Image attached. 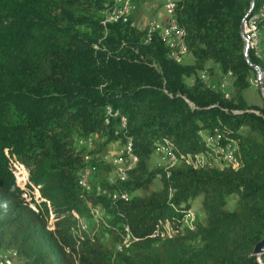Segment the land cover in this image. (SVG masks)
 <instances>
[{
    "label": "trees",
    "instance_id": "obj_1",
    "mask_svg": "<svg viewBox=\"0 0 264 264\" xmlns=\"http://www.w3.org/2000/svg\"><path fill=\"white\" fill-rule=\"evenodd\" d=\"M114 1L0 0V251H14V264H264L253 253L264 240V98H246L251 64L264 73V0L176 1L192 63L172 58L134 12L104 23ZM250 19L247 58L241 25ZM216 68L231 94L201 77ZM116 142L131 144L136 165L126 180L102 181L113 165L97 154ZM227 143L236 161L226 164ZM160 146L174 165H154ZM201 195L205 216L190 217V228L182 220Z\"/></svg>",
    "mask_w": 264,
    "mask_h": 264
},
{
    "label": "rangeland",
    "instance_id": "obj_2",
    "mask_svg": "<svg viewBox=\"0 0 264 264\" xmlns=\"http://www.w3.org/2000/svg\"><path fill=\"white\" fill-rule=\"evenodd\" d=\"M117 6L121 5V2H123L124 4H129L132 6V11L129 14V16L133 13L134 14V18H135V23L139 28H149V29H155V26H160L161 24L165 23L166 21V17L165 14L166 12L164 11V4H167L164 0H146L145 2H143L141 5L139 6H134V4H132V0H117ZM128 16V17H129ZM127 17V18H128ZM126 18V19H127ZM255 20V18H253ZM255 21L253 23V20L250 19L248 20H244V31L242 32L243 38L245 40V44H249L251 45V39H253V37L255 36ZM173 50L176 49V47H172ZM188 54V53H187ZM186 51H184L183 53H180V56H182L180 58V62H185V63H192L193 62V57L191 55H187ZM213 65H209V67H212ZM201 77L203 78V80L208 83L209 85H212L213 87L216 86L218 83H221V88L223 89V92H225V94H231L232 93V88H231V79L229 77V75H225L221 72V70L219 68H216V70L210 74L209 71H204L200 73ZM263 79L264 76L262 77V80H258V76L257 73L253 74L252 78H251V87L247 90L246 92V98L248 100L249 103L251 104H261L262 99L264 98L262 90H261V84L263 83ZM94 137V136H93ZM82 145L84 146H90L88 145V143L86 141H84V143H82ZM100 147H102L101 145H99ZM127 146L128 145H122L121 146V154L122 156L125 158V160H127V164L123 165V169H116L117 167V152L120 148V145H118L117 143H112L109 144L107 146V151H106V155L103 152V147L101 148L100 152L97 154V156L101 159V157L103 158H108V162H106L109 165H113L112 166V171L106 172L105 170H101L99 177L103 179L105 178H113V177H120L119 172L121 170H125L128 168L129 166V162H128V150H127ZM159 156H162V159L159 160ZM209 156L208 155H198L197 161H201L199 163L202 162H209ZM182 162V161H181ZM153 163L154 165H158V166H162V167H167L168 161L167 159L160 154H157L155 152V156L153 157ZM180 163V161L178 162ZM115 169H116V173H115ZM161 183L160 180L157 178L155 179L152 184H151V188L153 189H158L160 188ZM144 191L141 190L138 193L142 194ZM35 197V196H34ZM38 202H36L35 198H32V202H34L36 205H38L39 203L41 204V202L45 201L43 199V197H41L40 195L36 196ZM202 195L199 196L194 202H193V206H192V210H191V215H189L187 217V219H189L190 217L195 218L196 216L203 218L205 216V213L203 212L202 208H201V200H202ZM237 202H238V197L237 196H232L229 201L228 204L226 206L227 209L229 210H234L237 207ZM89 206L90 208V213L93 216V221L98 224L100 226V224L104 223L105 224V218L103 215L104 210H100V213L98 212V214L95 213L96 208L99 206H92L91 203L89 202ZM105 213V212H104ZM194 214V215H193ZM192 221V220H191ZM51 222H54V219H51ZM172 222V221H171ZM173 223V222H172ZM191 222L189 220H187V223H185L186 225L190 224ZM86 227H88V221H86V219L84 220V225L82 224V229H86ZM258 257V260L261 261V255L262 254H256Z\"/></svg>",
    "mask_w": 264,
    "mask_h": 264
},
{
    "label": "bare ground",
    "instance_id": "obj_3",
    "mask_svg": "<svg viewBox=\"0 0 264 264\" xmlns=\"http://www.w3.org/2000/svg\"><path fill=\"white\" fill-rule=\"evenodd\" d=\"M166 3H167V0H164ZM175 3H176V1H173V16H174V10H175ZM124 6V8L126 9L125 10V17L127 18L128 16H129V14L131 13V11H132V6L131 5H129V4H124L123 5ZM121 9V5L120 6H115L114 7V9L113 10H120ZM108 18H109V14H108ZM126 20V19H125ZM117 22V21H116ZM154 29H152V31H153ZM151 31V30H150ZM171 34H179V36H180V47H181V49H179V52H176L175 53V57L176 58H178V56L180 55V53H183L184 51H185V46H184V42H183V31H182V29H180L179 28V25H178V23H177V21L175 20V22H174V26H171ZM179 36L178 35H171V40H170V42H169V45L171 46V47H176V49H178L179 48ZM168 44V43H167ZM175 52V50H172V53H174ZM108 114H112V109L110 108L109 110H108ZM123 122H125L124 121V119H123ZM93 139H94V137H92V138H90L89 139V141H86L87 143H88V145H91V142L93 141ZM207 139V138H206ZM211 143H212V141H210ZM80 144H82L81 143V141H80ZM130 148H131V144L129 143L128 144V146H127V152H128V162L130 163L129 164V166H128V168L127 169H125V170H121L120 172H119V174H120V177H122V178H124V172H127V170H129V169H131V165H133L132 166V168L133 167H135V165H136V157L134 156V155H132V154H130L129 153V150H130ZM226 149V148H225ZM232 149H233V152L232 151H226L225 150V152H224V154L223 155H225V157H223V160L224 161H220V162H225L226 164L228 163V162H234V161H236V159H235V150H236V146H235V144H232ZM224 150V149H223ZM219 151H220V149H219ZM223 152V151H222ZM157 154H160V155H163L166 159H167V161H168V164L170 165V166H172V165H174L176 162H177V159H176V157L174 156V154L168 149V148H165V147H163V146H160L159 148H158V150H157ZM209 156V155H208ZM219 157V156H218ZM198 158V157H197ZM216 158V157H215ZM210 159V158H209ZM221 159V158H220ZM169 160H170V162L171 163H169ZM219 160V159H218ZM211 161V160H210ZM217 162L218 161H216V160H214V165H216L217 164ZM202 163H207V162H202ZM224 163V164H225ZM198 164V163H197ZM203 164V165H204ZM221 164V163H220ZM225 164V165H226ZM88 172V171H87ZM87 172H85V173H87ZM84 173V174H85ZM84 174H82V184L83 185H85V186H87V183L85 182V180H84ZM95 213L96 214H98V210L96 209V211H95ZM192 216V215H191ZM185 217V216H184ZM192 218V217H191ZM188 220V219H187ZM84 222V220L83 219H81V223H83ZM190 222H192L191 220H190ZM84 225V224H83ZM170 229V228H169ZM169 231V230H168ZM129 238V237H128ZM15 255V252L14 251H12V250H8V251H0V264H14V262L11 260V257L12 256H14Z\"/></svg>",
    "mask_w": 264,
    "mask_h": 264
},
{
    "label": "built area",
    "instance_id": "obj_4",
    "mask_svg": "<svg viewBox=\"0 0 264 264\" xmlns=\"http://www.w3.org/2000/svg\"><path fill=\"white\" fill-rule=\"evenodd\" d=\"M157 1H160V0H157ZM173 1H178V0H167V4H164V11L166 12V14H165L166 21H165V23L161 24L160 26H155V30H154V32L159 31V34L165 43L170 42L171 35H178L179 36V34H171V26H174V22L176 20V18L173 16ZM114 2H116V0ZM105 10H109V18L107 21H104V23H111V22H116V21H120V20L125 21V19H126V17H125V10L126 9L123 6V2H121V9L120 10H113V5L110 7H107ZM253 23H254V20H253ZM179 49H181V47H180V36H179V48L175 49L174 53H170L172 58H175V53L179 52ZM112 115H113V118L117 117L119 115V112L117 110L114 111V109L112 108ZM121 120H122V118H121ZM84 139H85V137L81 138V143H84ZM219 141H221V139H215L213 137L214 143H219ZM116 143L118 145H120V148H119L117 155H116V157H117L116 169H123V165L127 164V160H125V158L121 154L122 143L121 142H116ZM219 144H221V143H219ZM223 147L226 148V151H232L233 152L231 143H227V144L223 145ZM219 156L225 157V155H219ZM158 158L160 160V159H162V156H159ZM101 159L104 162H108V158L101 157ZM169 163H171L170 160H169ZM228 163H230V162H228ZM132 166L133 165H131V169H132ZM116 169H115V173H116ZM126 176H128V172H124V180H126ZM84 180L88 185V190H90V188H91V186H90V171H88L87 173L84 174ZM96 191H100L101 194H103V195L104 194L108 195V193H104L103 190H99L98 186L96 188ZM97 209L101 210L100 207H97ZM103 214H104V212H103ZM182 222L187 223V218H184L182 220ZM189 226H190V228H192L193 224H189Z\"/></svg>",
    "mask_w": 264,
    "mask_h": 264
},
{
    "label": "water",
    "instance_id": "obj_5",
    "mask_svg": "<svg viewBox=\"0 0 264 264\" xmlns=\"http://www.w3.org/2000/svg\"><path fill=\"white\" fill-rule=\"evenodd\" d=\"M253 8H254V1H252L251 9L249 10L248 14L246 15V18L251 14ZM243 31H244V22L241 25V32H243ZM249 47H250L249 44H247L246 47H245V55L247 56V58H248ZM251 65L256 69L258 80H262V77L264 76V73L262 72V70L258 66H255L253 64H251ZM261 90H262V93H263V96H264V85H263V83L261 84ZM263 252H264V240L259 242L254 247L253 253L256 255V254H262Z\"/></svg>",
    "mask_w": 264,
    "mask_h": 264
}]
</instances>
